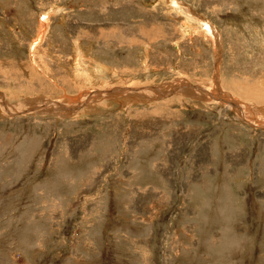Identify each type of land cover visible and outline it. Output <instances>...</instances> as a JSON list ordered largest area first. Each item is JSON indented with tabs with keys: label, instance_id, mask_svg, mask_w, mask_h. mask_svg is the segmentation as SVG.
I'll list each match as a JSON object with an SVG mask.
<instances>
[{
	"label": "rangeland",
	"instance_id": "1",
	"mask_svg": "<svg viewBox=\"0 0 264 264\" xmlns=\"http://www.w3.org/2000/svg\"><path fill=\"white\" fill-rule=\"evenodd\" d=\"M0 264H264V0H0Z\"/></svg>",
	"mask_w": 264,
	"mask_h": 264
},
{
	"label": "bare ground",
	"instance_id": "2",
	"mask_svg": "<svg viewBox=\"0 0 264 264\" xmlns=\"http://www.w3.org/2000/svg\"><path fill=\"white\" fill-rule=\"evenodd\" d=\"M174 5H175V8H177L180 13H183V16L186 18V20L188 22H191L188 24V28L186 29L185 27V31L186 33H194V34H202L201 36H205V34L208 35V39L209 40H214L213 38V35H212V31H211V26L207 23V22H203L204 20H202L201 18H197V17H192V16H189L188 13L186 12V7L182 6V5H178L177 3H175L174 1L172 2ZM178 6V7H177ZM174 7V6H173ZM185 13V14H184ZM41 31L40 33H42L45 28H46V24L43 23L42 24V27H41ZM189 31V32H188ZM40 39H41V36H40ZM206 40V39H205ZM38 41V39L36 40V42ZM219 51V50H218ZM217 51V52H218ZM220 52V51H219ZM90 57V56H89ZM85 55V52L82 51V49L78 48L77 49H74V59H73V63L74 65L77 67L76 69H78V72H81L82 75L85 74V79L87 80V78H91L92 81H97L98 79L99 80V84L100 83H105L104 81H101V78L99 76V72L103 70V73L105 72L104 71V68L105 66L103 65H99L97 63L96 60L92 59V58H89ZM97 65V67L95 68L94 66L92 65ZM94 68V69H93ZM80 74V73H79ZM218 74V72H217ZM89 78V79H90ZM94 79V80H93ZM111 79V77L109 78ZM214 82L216 85H218V77L217 75L214 76L213 78ZM107 81V80H106ZM110 84V83H108ZM107 85V84H106ZM105 87H109V86H106ZM208 86V85H207ZM101 87V86H100ZM103 87V86H102ZM101 87V88H102ZM126 88V87H125ZM128 88V87H127ZM212 88V87H211ZM109 89V90H108ZM175 89V88H174ZM215 89V88H214ZM214 89H210L208 88V91L207 93H202V95L200 96L201 100H210V98H212V101L215 99L214 102H217V103H230L235 109L236 111H242L243 113V109H242V106L234 99H231L229 98L227 95H225L224 93H221L220 91H218L217 93L215 92ZM126 90V89H125ZM128 91L130 90L129 88L127 89ZM132 90V89H131ZM181 90V89H180ZM188 90V89H187ZM213 90V91H212ZM119 90L117 89H111V88H107L105 90H101L99 87H98V90H95L93 92H86V91H83L80 93V95H78V97L76 98H70V97H63L62 99V105H58V102L54 103V102H47V106H50V109H46V111L50 112V113H58L60 115H64V114H72L75 110L78 109V107L80 106H84V105H87L88 103H90L92 100H94L96 97H112L113 95H115ZM154 91V90H153ZM178 91V90H177ZM212 91V92H210ZM136 92V91H135ZM200 92V91H199ZM209 92V93H208ZM155 95H160L162 96V94L164 93H161L160 91L159 92H153ZM108 94V95H107ZM169 94V93H168ZM219 94H220V97H219ZM221 94L223 95V97L221 96ZM164 96V95H163ZM159 97V96H158ZM197 97V96H196ZM226 99H225V98ZM157 98V97H156ZM224 100V101H222ZM60 103V102H59ZM61 104V103H60ZM228 106V105H226ZM8 107V106H7ZM6 108V107H5ZM13 107H10V110L14 113V110L11 109ZM29 108H25L23 107L22 110H20V112L24 111V110H28ZM30 111H39V110H42V109H38L37 107H35L34 105L30 107ZM226 109V108H225ZM247 109V108H246ZM17 111V110H15ZM29 111V110H28ZM2 112V111H1ZM9 112V111H8ZM34 112V113H35ZM5 113V112H4ZM10 113V112H9ZM45 113V112H44ZM239 114V113H238ZM240 116H242V118H244V115L241 114ZM253 117V116H252ZM247 121H251L253 122L251 119H246ZM255 120V119H254ZM263 122L261 121L260 124H262Z\"/></svg>",
	"mask_w": 264,
	"mask_h": 264
},
{
	"label": "water",
	"instance_id": "3",
	"mask_svg": "<svg viewBox=\"0 0 264 264\" xmlns=\"http://www.w3.org/2000/svg\"><path fill=\"white\" fill-rule=\"evenodd\" d=\"M214 88L217 89L215 82H214ZM217 90H218V89H217ZM221 96L223 97L222 94H221ZM219 97H220V94H219ZM224 98H225V97H224ZM225 99H226V98H225ZM222 101H224V100H222Z\"/></svg>",
	"mask_w": 264,
	"mask_h": 264
}]
</instances>
